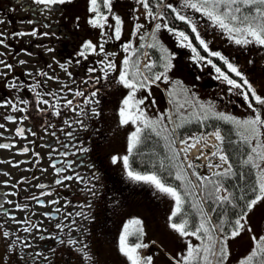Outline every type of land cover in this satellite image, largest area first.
<instances>
[{
	"label": "flooded vegetation",
	"instance_id": "af4514ba",
	"mask_svg": "<svg viewBox=\"0 0 264 264\" xmlns=\"http://www.w3.org/2000/svg\"><path fill=\"white\" fill-rule=\"evenodd\" d=\"M27 3L24 0L19 5H23L20 7L23 12L30 13L27 21L32 20L33 23L12 24L7 31L16 39L25 36L30 39L4 42L10 51L27 52L34 61H24L21 65L7 59L12 68L1 76L0 125L3 127H0V145L7 144L8 147H0V251L2 248L5 252L4 262L7 264H27L28 259V264L37 260H40L39 264H45V258L49 256L69 257V248L76 244L70 245L67 241H78L77 236L82 233L83 239L95 241L94 246L89 243L84 248L94 249L103 259L97 264H114L113 255L122 254L119 241L125 224L131 219H139L143 227L141 239H145L149 226L148 185L130 180L126 171L112 162L113 156H120L125 142L124 132L128 128V125L117 121L115 104L119 73L125 58L131 65L143 41L133 45L134 26L129 22V36H126L123 32L125 20L122 19L120 39L107 40L104 53H88L85 59L78 55L85 41L90 40L96 45L103 42L101 30L86 21L85 13L73 14L77 19L71 22L74 17L68 13L69 9L29 7ZM172 5L196 24L201 38L214 51L213 39L217 30L211 21L193 9L183 7V4L176 2ZM166 10L175 18L170 8ZM54 14L59 16L47 19ZM38 16L45 18L40 20ZM175 20L179 23L167 24L168 27L189 35L200 54L227 74L223 61H215L217 57L208 56L199 46L191 27ZM33 31L35 36L31 35ZM160 37L161 47L171 54L180 79L188 75L195 86L204 85L212 104L214 87L218 89L220 86L224 96L225 92L228 93L227 83L214 78L217 74L211 65L194 61L191 50L181 47L176 35L162 28ZM127 44L132 45L129 52L124 51ZM228 44V40L223 41L221 53L229 60V56H225L229 51ZM158 52L162 53L161 49ZM106 54H111L108 58L115 63L116 69L109 70L105 79L101 71L105 66L97 61L104 59ZM88 68H96L97 71L89 73ZM42 72L47 75H40ZM13 83L16 88L11 87ZM77 91L84 95L76 96ZM93 91L97 92L95 97L90 96ZM45 99L49 101L48 105L42 102ZM89 99L99 103H87ZM20 100L28 103H19ZM67 100H72L73 104L65 107ZM12 104L25 111H13ZM57 111L59 115H56ZM19 129L24 130L23 135L17 134ZM84 148L88 151H82ZM57 169L63 171L58 172ZM65 177L72 179L65 180ZM82 205L86 207L82 208ZM77 213H86L88 218ZM58 224L63 227L58 228ZM70 230L77 233L70 239L65 238ZM5 232L9 233L7 237ZM133 237L130 236L128 242ZM106 242L114 245L115 254L111 250L103 253ZM65 251L66 255L63 254ZM60 259L63 263L64 259Z\"/></svg>",
	"mask_w": 264,
	"mask_h": 264
},
{
	"label": "snow or ice",
	"instance_id": "6c2138e0",
	"mask_svg": "<svg viewBox=\"0 0 264 264\" xmlns=\"http://www.w3.org/2000/svg\"><path fill=\"white\" fill-rule=\"evenodd\" d=\"M71 2L72 0H34L35 4L43 5L45 9ZM138 2L146 10L147 16L151 17L153 20L157 18L150 7L149 0H138ZM112 3L113 0H89L88 10L93 16L88 20V23L93 28L101 30L100 36L103 42L96 45L90 40L85 41L81 46L82 50L78 53L80 57L87 59L88 53L100 55L105 52L104 43L107 42V39H120L122 21L119 16L114 17L115 27L111 35L105 31L106 27L109 29L113 28L112 24L107 23L109 20V14H111L113 10ZM159 3H163V0H159ZM157 6H159V4ZM167 7L175 14L176 19L185 22L191 27V32L195 33V40L199 42V46L203 48V51L206 52L208 56L217 57L219 60L223 61V64L227 66L229 72L234 73L236 77L240 78L241 82H237L236 79L230 78L229 75L221 70V67H217L212 60L206 59L205 56H202L198 51L197 46L193 45L192 39H190L189 35L185 32H176L173 28L168 27L167 23L163 25L160 23L155 24V29L157 31L163 27L166 28L168 32L176 35L180 40V46L191 50L192 59L194 61H203L208 65H211L217 74L214 78L225 81L230 86V91L231 89L240 90L239 94L243 97V101L245 102L246 107L251 110L252 115L239 119L232 115L216 112L214 110V105L209 102L207 106L201 104L199 106L200 111L194 112L193 116L195 117L196 122L204 127H208L206 122L213 119L231 124L239 137V140L236 142L237 149L239 150L240 144L246 145L250 149L242 163L244 166H250L257 170V180L249 189V192L251 193L249 198L245 195L235 196L232 191L224 186L222 179L212 178H225L237 174L233 170V164L230 162L229 155L225 151V136L222 134L219 126L212 127L211 130L201 132L199 135H190L182 138L180 143L186 145V147H183L180 151L185 154V159H187L188 152L191 149H194L197 145H202L203 148L211 147L213 149L210 153L203 152L200 156L196 157V159L199 160L202 159L204 155H207V167L209 169H216V171L212 172L211 177L202 176L196 172L197 165L192 162L187 164V168L193 170L192 175L196 177L197 181H199V186L205 194L203 199L212 200L214 203L220 205L227 204L232 208H239L236 218L230 222L225 219L221 220L219 224L213 225L210 217L204 211L201 202L196 199H192L191 201L187 199L194 195L193 190L197 185L193 184L191 180L188 179L183 164L175 163L179 158L180 152L177 151L175 147L176 141L171 139L170 136L166 135L163 139L168 143L170 155L167 159L172 163L165 166L163 161H161V167L174 169V173L168 172V175L172 176L174 174L175 179L181 181V185H171L167 178L156 170L141 173L133 168L132 163L130 162V155L138 152L140 146L148 138V136L145 135V131L148 130V135L155 133L157 136H160L161 131H164V129L157 131V128L161 125L164 117H158L156 119L148 117L145 110L141 108V105L145 102L144 99L136 98L138 90L147 89L151 84L157 81L168 82L169 77L167 73L173 68L172 56L168 53L167 49H164L163 47H161V67L163 71L152 73L151 76L140 73L138 60L132 61L131 65L128 58L123 60V69L119 73L118 80L120 84L129 90V92L122 100V106L119 108L118 115L122 125H128L131 123L136 127L128 138L127 151L129 155L123 157L113 156L112 162L115 164L122 161L126 175L130 180L150 185L160 193L172 198L174 201V210L169 217L170 228L182 238L195 236L198 240H201L203 247L194 246L189 242L185 253L181 254L179 257L172 258L174 264H226V257L228 256V239L239 236L242 231H252L250 227L246 228L247 216L258 203L264 201V97L258 94L257 89L254 88L244 77L238 67L229 62V60L221 53L209 49L208 43L201 38L200 33L197 31L196 24L189 19L188 16L182 14L171 4L167 5ZM183 7L191 8L206 17L211 21L212 26L217 27L222 32L226 33L228 39L235 44L244 47L256 45L264 48V0H184ZM102 9H105L107 14ZM164 18V16H160V19ZM0 23H3V20H0ZM140 27L142 26L138 25L137 30ZM17 35H24V33H17ZM31 35L35 36L36 32L33 31ZM45 35L47 34L45 33ZM153 40H155V37H153ZM2 43L3 40H0V44ZM155 46V44L150 45V47ZM97 47L99 48V51H97ZM131 48L132 45L127 44L124 46V51L129 52ZM108 55L111 54H106L104 59L97 61V63L105 66L101 69L104 73L103 78L105 79L107 78L109 70L115 71L116 69L115 63L108 58ZM2 63L4 62L0 61V64ZM20 63L23 64L25 62L21 61ZM60 66L62 68L64 67L63 64ZM5 67L11 69L12 65L6 64ZM145 67L151 70L153 64L148 63ZM132 68H135L136 71L132 72ZM96 71V68L87 69V72L89 73ZM40 75H47V73L42 72ZM69 75L71 74L69 73ZM49 79H51V77H49ZM99 79L100 78H98V80ZM11 87L16 88L17 85L13 83ZM37 95L39 96V93H37ZM75 95L83 96L84 93L82 91H77ZM96 95V91H93L90 94L91 97H95ZM42 102L46 105L49 104V101L46 99ZM86 102L99 103V101H93L92 99H89ZM19 103L27 104L28 101L20 100ZM72 104V100H67L65 107L71 106ZM180 107L183 108L184 105L181 104ZM12 109L13 111H25L23 108L18 109L15 104H12ZM73 111H75V109H73ZM92 111L95 115H99L95 110ZM59 114L60 113L57 111L56 115ZM9 119L11 118L9 117ZM170 119L171 117H169V120ZM187 122L190 123L191 121ZM65 123H68V121H65ZM181 126H183V124L177 125V127ZM0 127H3V125H0ZM23 131V129H19L17 134L23 135ZM68 135L71 134L69 133ZM210 138H214L217 143L210 145ZM0 147L7 148L8 145L4 144L0 145ZM25 151H27V149H25ZM82 151L87 152L88 149L84 148ZM213 157L216 158L215 161L212 159ZM53 167H55V165H53ZM220 169H222V171H220ZM57 171L60 172L63 170L57 169ZM64 179L70 180L72 177H65ZM57 183H61V181H57ZM41 187L44 186L41 185ZM180 189H183V195L181 194ZM89 191H91V189H89ZM239 201H243L242 206L239 205ZM186 203L189 204V207L196 209L199 220L195 224L191 223L189 220V214L184 208ZM81 207H86V205H82ZM77 215H84L86 219L88 218L86 213H77ZM226 224L230 231H225ZM57 227L62 228L63 226L58 224ZM25 230L27 231L28 229ZM217 231L220 235L216 234ZM8 235L9 233H4L5 237ZM142 235L143 227L142 222L139 219H131L125 224L122 235L120 236L119 247L120 252L128 259L130 264H153V257L151 255L144 256L140 251L141 249L149 247L148 244L142 242H137L135 244L128 243V238L130 236H136L139 241ZM41 239H43V237H41ZM252 239L254 241V249L241 262V264H264V236L259 238L253 236ZM205 241L207 242L205 243ZM61 243H64V241H61ZM67 243L74 245L77 241L68 240ZM80 251L83 252V249ZM87 258V254L85 253V259Z\"/></svg>",
	"mask_w": 264,
	"mask_h": 264
},
{
	"label": "rangeland",
	"instance_id": "374dc122",
	"mask_svg": "<svg viewBox=\"0 0 264 264\" xmlns=\"http://www.w3.org/2000/svg\"><path fill=\"white\" fill-rule=\"evenodd\" d=\"M120 1V0H119ZM176 1V0H174ZM31 3H34V0H30ZM29 3V0H28ZM23 5H18L17 2L14 0H0V11L6 12V14L0 13V20H3V23H0V40H3V43L0 44V61H5V64L0 65V82L2 81L3 74H8L9 70L5 67L7 64V59L11 62L20 63L23 59L25 62L34 61V58L29 53H15L13 50L10 51L8 47L5 45V40H15L12 34H9L7 31L11 25H25L30 24L33 22L27 21L29 18V12H23L20 8ZM62 6L66 9H69L68 13L70 16H73L72 22L77 19V17L73 14H78L80 12L86 13V19L91 17V13L89 12V0H72L71 3L62 4ZM112 13L109 14V20L107 23L112 24L113 28L109 29L106 27V30L109 35L114 31L115 21L114 17L119 16L121 19L125 20V29L124 33L126 36H129L128 25L133 24L135 31L133 32L134 40L133 45L135 46L137 43H141L145 39H149V41L157 42L161 35V29L157 31L155 29V24L160 23L161 21L155 22L151 17L147 16L144 12V8L138 2V0H124V2H118L113 0L112 3ZM7 10V11H6ZM103 10V9H102ZM104 11V10H103ZM7 13H12L13 18L8 16ZM107 14V12H105ZM130 13L131 16L129 18L126 17V14ZM59 15L48 17L47 19L58 17ZM40 20L44 19L45 16H38ZM50 21V20H48ZM142 26L137 30V26ZM63 36V35H62ZM155 37V40H153ZM127 38V37H126ZM21 42L28 41L30 37H21L17 38ZM16 39V40H17ZM78 39V37H77ZM76 39V40H77ZM110 40L112 38H109ZM17 40V41H18ZM32 41V40H31ZM30 41V44H31ZM231 44L237 46L233 41L229 40ZM29 45V42L26 43ZM19 45H21L19 43ZM253 46V48H252ZM244 48L243 55L248 53L247 58L250 59L251 62L245 65V73L248 76H253V81L250 79L251 84L259 89V91H264V48L249 45L247 47L242 46ZM254 49V50H253ZM23 50V49H21ZM2 51V52H1ZM7 52V53H6ZM10 53V54H9ZM242 55V54H241ZM22 58V59H21ZM21 60V61H20ZM247 61V59H246ZM21 64V63H20ZM22 65V64H21ZM30 67V66H29ZM27 67V68H29ZM173 71V72H172ZM167 73L169 80L167 83L163 81H157L147 89H140L137 91L136 98L137 99H144V104L141 105V108L145 110L148 117L152 119H156L158 117H164L163 121L161 122V127L163 129H180L185 125L194 123L195 117L193 116L194 112L200 111L199 106L204 104L207 106L210 102V93L207 92L205 86H195L192 83V80L187 78L181 80L178 75H176L175 70L172 69ZM216 90V89H215ZM129 90L126 89L122 84H118V95L117 101L115 104L116 113H117V121L120 123V117L118 115L119 108L122 106V100L127 96ZM234 98L238 99V92L233 91ZM218 96L220 97L221 101L223 102V107L226 106L227 102L226 99L229 97V93L223 96V93L218 91ZM236 100L230 101L228 103L227 109L229 112L227 114L235 115V117L242 118L244 114L248 116V113H251V110L248 109L246 106L241 105V102H235ZM183 104L184 107L181 108L180 105ZM252 114V113H251ZM169 117L171 119L169 120ZM187 121H191L190 123ZM183 124L181 127H177V125ZM125 126V125H124ZM130 128L126 129L124 132L125 142L122 144V156L129 155L127 148H128V138L135 130V125L129 123ZM158 131V129H157ZM201 146V145H200ZM120 147V145H119ZM186 147V145L181 146V149ZM202 147V146H201ZM210 149V148H209ZM207 149V150H209ZM121 150V149H120ZM192 151V149H191ZM190 151V154H191ZM204 150L200 151V156ZM183 153V152H182ZM207 153V152H206ZM184 154V153H183ZM185 156V154H184ZM193 156V155H192ZM195 158L191 159L192 161L197 164L201 171L198 172L202 176L211 175L213 171L216 169H209L207 167L208 164V157L204 155L202 159H199L202 162H197L196 156ZM190 158V155L187 154V159ZM195 159V160H194ZM214 161L216 160L215 157L212 158ZM119 167H122V161L118 163ZM222 171V169H220ZM150 195H149V226L148 231L145 235L144 244H148L149 247L144 248L143 253L144 256L151 255L153 257V264H174V260L172 258L179 257L181 254L186 252L188 243L191 242L192 245L197 247H203L201 240H198L195 236H188V237H180L175 231H173L169 224L170 220L169 217L171 216L174 210V201L172 198L160 193L154 187L148 185ZM250 227L252 229L251 232L245 230L242 231L241 234L235 238H229L227 242V251L228 256L226 257V264H241V262L251 253L254 249V241L252 239L253 236L257 238L264 236V201L258 203L253 210L247 216V224L246 228ZM77 232H73L72 230L69 231V235H65V238L71 237V235L76 234ZM83 234L80 233L77 236V243L73 248H69L70 251L69 257L67 256H49L46 259L45 264H70L69 261H72V264H97L100 259L99 255L96 254L94 249H90L89 247L84 248L87 244L91 243V245H95L94 240H89L88 238L83 239ZM82 242V243H81ZM140 241H135L130 244H135ZM207 241H205L206 243ZM25 243H29V241H25ZM105 245H103L104 248ZM25 247V246H23ZM69 247V246H68ZM83 249V252L80 251ZM111 250L115 254L114 245L112 246L110 243L106 242V246L103 249V253L108 252ZM3 253V249L1 248L0 251V264H7L4 262L5 258ZM85 253L87 254V259H85ZM66 255L65 253H63ZM9 257V256H8ZM6 257L7 261L11 256L8 258ZM43 257V256H41ZM14 258V257H13ZM64 259L63 263H61V259ZM66 258V259H65ZM122 255L117 253L116 257L113 255L114 264H130L128 259L124 256V262L121 261ZM29 260V259H28ZM27 260V264H28ZM40 260L36 262H30L29 264L37 263L39 264ZM10 264V262L8 263ZM106 264V263H102Z\"/></svg>",
	"mask_w": 264,
	"mask_h": 264
},
{
	"label": "trees",
	"instance_id": "16d2710c",
	"mask_svg": "<svg viewBox=\"0 0 264 264\" xmlns=\"http://www.w3.org/2000/svg\"><path fill=\"white\" fill-rule=\"evenodd\" d=\"M150 7L153 10L154 15L156 14L158 10V4L159 0H149ZM165 8H167L165 6ZM167 11V10H166ZM166 11H161V16H164V19H161L162 21L166 23H177L175 21V18L172 14ZM151 51L153 52L154 56L155 51L153 48H151ZM159 58L156 57L157 60V66L159 65ZM231 78L236 77L235 74L230 73ZM208 127H204L200 125L199 123H195L191 126L185 127L184 129L178 130V136L176 137L174 135V132H172L169 129H164V131L161 132L160 136H157L155 133H151V135H148V130L145 131V135L148 136V138L144 141V143L140 146L138 152L133 153L130 155V162L132 163V166L135 170L144 173V172H151L153 170L158 171L161 175L165 176L168 180V182L171 185L179 186L181 185V181L176 180L174 174L172 176L168 175V172H173L174 169L169 167H161V161L165 164V166L169 165L170 162L167 157L170 155L169 147L167 141L163 139L164 136H170L171 139L176 141L175 147L177 149V139H182L184 137V132H206L211 130L212 127L219 126L221 128V131L223 135L225 136V143L224 148L226 153L229 155L230 162L233 164V170L237 173L235 176L225 177V178H219V177H212L213 179H222V182L226 188H228L230 191L233 192L235 196L245 195L246 197L251 196V193L249 192V189L253 186V184L257 180V170L251 168L250 166H244L242 161L246 158V155L250 151V149L243 144L239 145V150L237 149V141L239 140V137L236 134V131L234 127L223 121H217V120H209L206 122ZM178 151V149H177ZM175 163H181L183 164L185 173L189 180L197 187L193 190L194 195L192 197H188L187 199L191 201L192 199H196L201 202L204 211L208 214V216L211 219V222L213 225L219 224L221 220H227L232 221L236 218L239 208H232L231 206L224 204L220 205L218 203H214L212 200L203 199L204 192L202 191L201 187L199 186V181L196 180V177L192 175V172L190 173L189 170L186 168L185 163L182 160L181 153L179 155V158L175 161ZM193 171V170H192ZM211 177V176H210ZM181 190V194L183 195V189ZM240 206L243 205V201L238 202ZM185 210L189 214V220L191 223L195 224L199 220V216L196 212V209L189 207V204L186 203L184 205ZM225 231H230L227 224L225 226ZM217 235H220V233L217 231Z\"/></svg>",
	"mask_w": 264,
	"mask_h": 264
},
{
	"label": "bare ground",
	"instance_id": "6f19581e",
	"mask_svg": "<svg viewBox=\"0 0 264 264\" xmlns=\"http://www.w3.org/2000/svg\"><path fill=\"white\" fill-rule=\"evenodd\" d=\"M202 146V145H201ZM200 145H197L194 149H192V151H191V155H193V157L194 156H198L199 154H200V151L201 150H205V151H207V149H209V147L208 148H203V147H201ZM202 161H204V160H202Z\"/></svg>",
	"mask_w": 264,
	"mask_h": 264
}]
</instances>
